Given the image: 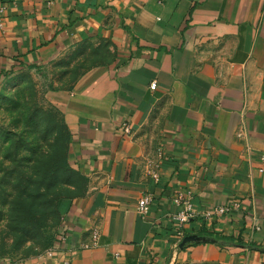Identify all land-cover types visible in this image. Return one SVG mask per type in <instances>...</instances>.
I'll use <instances>...</instances> for the list:
<instances>
[{
    "label": "crops",
    "instance_id": "0c3cea01",
    "mask_svg": "<svg viewBox=\"0 0 264 264\" xmlns=\"http://www.w3.org/2000/svg\"><path fill=\"white\" fill-rule=\"evenodd\" d=\"M0 3V79L91 42L114 55L53 93L88 179L54 254L0 264H264V0ZM187 191L197 214L180 235ZM193 233L216 241L180 246Z\"/></svg>",
    "mask_w": 264,
    "mask_h": 264
},
{
    "label": "rangeland",
    "instance_id": "374dc122",
    "mask_svg": "<svg viewBox=\"0 0 264 264\" xmlns=\"http://www.w3.org/2000/svg\"><path fill=\"white\" fill-rule=\"evenodd\" d=\"M113 58L108 41L91 42L0 79V260L39 257L57 246L64 205L86 188L77 174L60 166L57 183L48 184L52 165L65 154L66 120L53 93L73 89ZM57 133L60 139L52 147ZM37 218L43 222L37 225Z\"/></svg>",
    "mask_w": 264,
    "mask_h": 264
},
{
    "label": "built area",
    "instance_id": "2783aa9c",
    "mask_svg": "<svg viewBox=\"0 0 264 264\" xmlns=\"http://www.w3.org/2000/svg\"><path fill=\"white\" fill-rule=\"evenodd\" d=\"M4 10H5V5L0 3V14H2ZM0 25H2L1 17H0ZM156 85H157V82L152 81L151 88L154 89ZM122 126L126 132L130 131V125L128 122L126 121L123 122ZM259 159H260L259 170L264 171V150L260 153ZM191 193H192L191 191H187L186 193L181 192L174 198V202L179 207V210L177 211L176 214H174L173 218L175 222L177 223L178 233L180 235H182L183 233L184 224L190 221L191 219H193L197 214V212L195 211L193 207ZM152 201H153V195L151 193L144 194L138 201L137 210L139 214H141L142 216H146L149 211ZM229 210H230L229 206L219 207L215 209V213L223 214V213L228 212ZM207 214H210V213H207ZM98 237H99V230L94 229L92 232V238L94 240V243H96V241L98 240ZM53 254H54V249H50L47 252V255L49 256H52Z\"/></svg>",
    "mask_w": 264,
    "mask_h": 264
},
{
    "label": "trees",
    "instance_id": "16d2710c",
    "mask_svg": "<svg viewBox=\"0 0 264 264\" xmlns=\"http://www.w3.org/2000/svg\"><path fill=\"white\" fill-rule=\"evenodd\" d=\"M64 127H65V129L61 132V134L63 136L62 137V140H63L62 143H64V146H65V154L63 155L62 160L60 161L59 164H53L52 165V168L50 169L51 174H50V177H48V180H49L48 184H49V186L50 185L52 186V185H55L57 183L55 178L57 177V171L59 170V166H60V167H63L64 169H66V172L75 173L82 180H84L85 181V188H86L85 191H86L87 190V182H88L87 177L79 169H77L75 166H73L71 161H70L69 151H70V146H71V131H70L69 126H68L66 121H64ZM59 139L60 138H59V135L57 133L54 137L53 142L51 143V146L54 147L57 144L56 142H58ZM83 194H76L70 198L73 199V198L79 197ZM56 201H58L57 197H56ZM36 222L38 225L39 223H42L43 221L41 220V218H37Z\"/></svg>",
    "mask_w": 264,
    "mask_h": 264
},
{
    "label": "water",
    "instance_id": "95a60500",
    "mask_svg": "<svg viewBox=\"0 0 264 264\" xmlns=\"http://www.w3.org/2000/svg\"><path fill=\"white\" fill-rule=\"evenodd\" d=\"M203 241H216V239L210 236L193 233V234L186 235L182 239L180 246H183L189 242H203Z\"/></svg>",
    "mask_w": 264,
    "mask_h": 264
}]
</instances>
